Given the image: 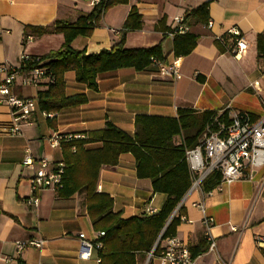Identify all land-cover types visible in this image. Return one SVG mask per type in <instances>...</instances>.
Masks as SVG:
<instances>
[{"label": "crops", "instance_id": "obj_1", "mask_svg": "<svg viewBox=\"0 0 264 264\" xmlns=\"http://www.w3.org/2000/svg\"><path fill=\"white\" fill-rule=\"evenodd\" d=\"M204 2L210 24L189 23V30L197 36L196 44L190 53L178 57L179 78L163 76L153 68L122 67L105 72L95 87H84L85 102L64 107L53 118L44 117L36 109L30 123H23L18 134L2 132L12 117L10 107L0 101V264H99L96 250L87 259L77 256V233L93 238L100 231L92 227L84 192L62 197L45 187L36 192L37 206L25 202L32 194L29 179L39 166L38 159L45 157L53 165L62 158L61 147L50 146L47 139L55 130L86 136L110 122L132 134L137 114L176 117L180 107L213 110L217 115L225 111L229 119L237 111H247L252 118L264 113V56H258L256 50V36L264 33V0H128L108 8L99 26L89 36L75 37L71 45L85 53L110 48L134 6L142 25L126 33L124 45L159 44L168 63L173 59L172 37L164 31L174 26L175 17ZM91 8L90 0H0L5 29L0 36V64L16 66L22 53L43 55L58 49L62 33H38L36 27L51 26L57 19L74 21ZM232 27L247 43L245 51L234 52L235 35L229 32ZM216 39L224 45L223 51L216 46ZM2 77L0 70V81ZM65 78L72 84L74 72L67 71ZM42 88L41 84L21 85L18 79L11 85V91L22 97L35 98ZM181 138L175 135L173 140L177 143ZM27 150L33 158L32 167L22 164ZM263 186L264 164L251 177L224 183L221 189L213 187L211 194L200 186H190L170 214L178 216L170 236L188 249L202 240L208 244L202 218L210 216L213 222L209 234L216 249L199 253V262L216 264L219 256L229 264H264ZM95 190L112 197V208L122 218L156 213L166 198L164 193L152 190L148 178L135 175L131 152L121 153L114 165L100 167ZM35 237L44 239L41 248L26 246L17 251V241ZM165 238H159L160 245ZM139 256L136 253L138 264H161L150 252Z\"/></svg>", "mask_w": 264, "mask_h": 264}, {"label": "trees", "instance_id": "obj_2", "mask_svg": "<svg viewBox=\"0 0 264 264\" xmlns=\"http://www.w3.org/2000/svg\"><path fill=\"white\" fill-rule=\"evenodd\" d=\"M128 0H100L87 13L77 16L74 21L57 19L51 26L36 27L38 33L60 32L63 42L58 49L43 55H29L21 62L22 69L34 66L46 67L54 77L53 82H40L42 89L35 97L38 111L57 112L68 106L81 104L87 100L84 87L93 88L98 77L108 71L122 67L134 70L153 68L157 70L159 62L166 63L160 45L128 48L124 45L126 33L141 27L142 20L137 9L131 6L119 30L118 39L108 49L95 53H85L83 49L72 47L77 36H89L99 26L103 13L116 4ZM182 22L207 23V3H201L187 10ZM166 29L164 32L170 31ZM196 34L187 30L172 37V55L179 57L192 51L196 44ZM215 44L220 51L224 45L218 39ZM258 56H264V33L256 36ZM74 72L72 84H68L65 73ZM217 113L213 110L197 111L180 107L176 117L137 114L135 131L128 134L108 122L100 130L92 131L83 138L60 141L61 156L64 163L62 186L56 189L59 196L68 197L75 192L85 193V206L93 229L104 231L100 237L102 246L96 251L99 264H138L136 253L143 258L147 253L157 255L160 244L156 239L173 235L178 216L173 215L165 223L192 183L186 159V148L193 147L207 124ZM49 118V117H46ZM229 123L225 111L217 116ZM216 129V123L211 124ZM175 135H181L174 142ZM98 145H92V144ZM72 146L74 147L72 149ZM131 152L135 158V175L148 178L154 192L164 193L165 201L159 211L150 215H134L122 218L114 211L113 200L107 193L96 191L98 172L102 165H114L121 153ZM220 179L217 172L207 175L200 184L203 191L212 189ZM181 209V206L178 207ZM155 244V246H154ZM207 243L192 247L193 257L204 252Z\"/></svg>", "mask_w": 264, "mask_h": 264}, {"label": "built area", "instance_id": "obj_3", "mask_svg": "<svg viewBox=\"0 0 264 264\" xmlns=\"http://www.w3.org/2000/svg\"><path fill=\"white\" fill-rule=\"evenodd\" d=\"M100 0H90L94 5ZM183 16L174 18V26L167 33L173 37L176 33H183L189 30V26L181 23ZM210 24V21H208ZM5 31L0 19V36ZM229 32L235 35L234 52L245 51L247 43L240 37L238 29L232 27ZM27 38H30L28 36ZM30 54L22 53L20 55V64L14 66L8 63H1L0 70L3 73L0 81V101H3L10 107L11 121L2 127V132L9 134H18L21 132L23 123H30L29 118L32 112L37 108L34 97L17 96L11 91V85L18 79L21 85L37 86L40 82H53L54 77L47 71L46 67L34 66L29 69H22L21 62L29 57ZM158 73L172 78L181 76L178 66V57L168 63L159 62L157 64ZM44 117L53 118L55 112L41 111ZM218 115L213 117L212 122L207 124L201 133L198 142L193 146L186 148L185 159L192 175L191 188L200 186L201 181L210 173L217 172L220 175L219 182L214 189H221L222 184L229 183L242 177H251L253 171L264 164V113L256 118H252L247 111H237L230 118L229 123L218 119ZM216 123V129L211 128V124ZM85 135L73 132L57 131L52 132L48 137L50 146H59L60 141L83 138ZM74 147L72 146V149ZM39 166L34 170L29 179L32 194L25 199L27 204L37 206L39 198L36 192L45 187L54 190L62 186V174L64 163L56 161L50 165L45 157L38 159ZM22 164L33 166V158L27 150ZM97 189L100 185H97ZM264 188V186H263ZM213 189V188H212ZM212 189L206 191L212 193ZM203 208L202 203H198ZM151 210V209H150ZM264 215V209H263ZM264 221V218H263ZM213 222L212 217L204 216L202 223L204 225V235L207 237V249L215 251L216 243L209 234V228ZM104 231H96L93 238H87L84 233L78 232L79 246L77 256L81 259H87L91 256L93 250L102 246L100 237ZM44 239L41 237L29 238L16 242L17 251H21L26 246L41 248ZM155 246V244H154ZM151 254V253H150ZM161 264H206L199 262L197 257H193L189 249L180 243L174 236H168L164 243L160 245L157 254ZM97 257V261H99ZM216 264H229L217 256Z\"/></svg>", "mask_w": 264, "mask_h": 264}, {"label": "water", "instance_id": "obj_4", "mask_svg": "<svg viewBox=\"0 0 264 264\" xmlns=\"http://www.w3.org/2000/svg\"><path fill=\"white\" fill-rule=\"evenodd\" d=\"M181 199H182V198H181ZM179 202H181V200H180ZM178 205H179V203H178ZM178 205H177V206H178ZM174 210H175V209H174ZM174 210H173V212H174ZM173 212H172V213H173ZM171 215H172V214H171ZM170 217H171V216H170ZM170 217H169V218H170ZM159 238H160V235H159L158 238L156 239L155 244L157 243V241L159 240Z\"/></svg>", "mask_w": 264, "mask_h": 264}, {"label": "rangeland", "instance_id": "obj_5", "mask_svg": "<svg viewBox=\"0 0 264 264\" xmlns=\"http://www.w3.org/2000/svg\"><path fill=\"white\" fill-rule=\"evenodd\" d=\"M93 6V5H92ZM20 64V63H19ZM37 109V108H36Z\"/></svg>", "mask_w": 264, "mask_h": 264}]
</instances>
